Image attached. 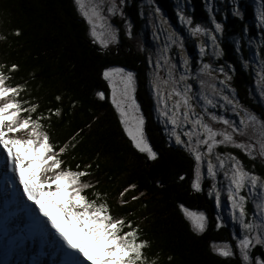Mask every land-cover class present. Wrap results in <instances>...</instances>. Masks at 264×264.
<instances>
[{"label": "snow or ice", "instance_id": "snow-or-ice-1", "mask_svg": "<svg viewBox=\"0 0 264 264\" xmlns=\"http://www.w3.org/2000/svg\"><path fill=\"white\" fill-rule=\"evenodd\" d=\"M130 2L74 0L78 13L89 26L92 43L98 45L102 54L120 43V29L113 23L115 19H119L125 35L129 39L134 38V24L126 12ZM147 3L152 6L153 0H147ZM205 8L211 27L194 24L192 17L183 10L176 15L192 38H205L199 44L201 58L207 53L210 43L211 55L218 59L222 55L218 34L223 35L224 26L217 20L212 0H205ZM140 14L143 16L142 7ZM232 15L242 18L235 0ZM256 20L258 27L264 30V0H259ZM148 22L154 28V41H159L165 32L168 33L164 35L163 44L154 58L153 54L147 58L152 69L150 84L157 119L163 125L169 143L174 141L193 159V191L202 193L207 187V195L214 199L216 208L228 207L232 223L239 228L238 233H233L234 245L213 244L212 251L222 258L236 259L238 256V264H264V252L254 253L258 247L264 249V177L246 170L231 152L218 151L232 148L251 160L257 157L264 159V119L235 98L234 89L230 87L232 76L225 68L215 69L210 63H202L193 75L192 61L184 55V39L176 31H169L171 26L159 7L154 8V17H149ZM14 35L19 36L20 32L16 31ZM6 39L0 35V41ZM173 48L181 54L179 67L170 55ZM237 51H240L238 42ZM256 55H260L259 50ZM15 71L16 64L6 66L0 63V153L3 154L4 166L10 167L18 177L24 196L46 218V223L40 221L32 210H28L33 216L35 234L42 238L51 237L47 224L51 225L63 241L62 245H57L63 257L61 264H156L155 260H149L145 255V249L150 245L147 240L141 239L138 226L123 217L113 216L98 193L93 192L95 198L91 200L83 194L95 188L90 179H82L92 176L88 171L92 165L86 164L81 169L77 164L76 171L62 167L60 157L69 147L75 148L74 142L83 130L77 131L69 143L57 151L50 143L42 122H51L52 117L60 118L61 109H49L47 116L41 113L34 117L39 105L29 100L21 101L25 86L9 83L12 76L7 73ZM255 73L256 87L264 98V59L259 60ZM102 75L111 89V103L131 146L145 154L148 160L155 161L157 153L146 137L145 116L136 100V73L123 67H109ZM226 90L231 94H225ZM98 96L101 100L105 98L103 92ZM55 100L60 103L62 97L57 95ZM221 110L231 112L233 118H227ZM184 178L180 177L181 180ZM134 189L135 185H129L120 193L123 204L128 203L123 200L125 194ZM222 196L226 204L222 203ZM138 199L139 196L131 197L133 201ZM250 203L254 209L251 216L248 209ZM46 205L58 210L61 214L59 222ZM181 210L194 232H205L207 217L204 213L183 206ZM224 226L218 214L216 228ZM171 259L169 256L168 260Z\"/></svg>", "mask_w": 264, "mask_h": 264}, {"label": "trees", "instance_id": "trees-1", "mask_svg": "<svg viewBox=\"0 0 264 264\" xmlns=\"http://www.w3.org/2000/svg\"><path fill=\"white\" fill-rule=\"evenodd\" d=\"M256 1L239 0L244 10L242 18L233 16L232 10L221 1L214 6L215 15L221 13L218 21L225 28L221 38L223 58L216 62L219 68L228 66L232 79H237L232 85L239 101L264 118V107L253 102L260 99L252 89L254 73L250 67H245L241 58L244 54L249 60L252 57L264 59V30L258 27L256 20ZM155 2L179 27L177 0ZM185 4L187 15L210 24L205 0H186ZM216 7L220 12H216ZM127 9L135 26L141 25L138 5L134 3L133 8ZM16 31L20 32L19 36L14 35ZM0 35L7 38L0 41V63L17 65V71L7 73L12 76L9 83L25 86L21 101L39 105L33 116L41 113L47 116L49 109H61L60 118L42 122L55 149L58 151L77 131L83 130L74 142L75 148L69 147L60 157L62 167L76 171L77 164L81 169L86 164L92 165L88 169L92 176L82 179H90L95 188L83 194L91 200L95 198L93 192L98 193L113 216L123 217L138 226L141 239L150 245L145 249L149 260H155L156 264H238V256L222 258L212 251V243L225 239L217 234L211 219H208V232L199 235L181 210L183 206L203 211L208 216L206 208L212 211L214 205L206 188L202 193L192 191L194 161L190 155L169 143L165 136L160 140L161 149L156 152L158 158L148 160L131 146L123 132L111 103L110 88L102 75L109 67H123L137 74V96L140 102L147 104L144 115L149 120V131L153 132L152 143L161 135L153 115L154 102L144 69L145 59L137 58V53L121 42L102 54L98 45L92 43L89 27L78 13L74 0H0ZM237 42L240 51H237ZM187 49L196 61L194 66L198 67L201 57L197 54V45L188 41ZM258 50L259 56L256 55ZM100 92L104 93L103 100L98 96ZM57 95L62 97V102L55 100ZM240 157L251 165L245 155ZM256 164L259 170L263 167L259 160ZM259 170L258 174L264 177V171L259 173ZM181 176L185 178L181 180ZM129 185H135V189L125 194L123 200L128 203L123 204L120 193ZM134 195L139 199L131 200ZM211 215L214 217L215 211ZM14 240L0 236V264H25L18 257ZM258 250V254L262 252Z\"/></svg>", "mask_w": 264, "mask_h": 264}, {"label": "rangeland", "instance_id": "rangeland-1", "mask_svg": "<svg viewBox=\"0 0 264 264\" xmlns=\"http://www.w3.org/2000/svg\"><path fill=\"white\" fill-rule=\"evenodd\" d=\"M222 2L223 4H225V7H228L230 8V10L233 9V0H212V4H213V7L218 3V2ZM177 2L180 4L177 11H181L183 10V12L186 14V0H177ZM136 3V5H138V8H139V19L141 21V25H138V26H135V22L134 20L131 19V15L128 13V9H126V12L129 16V19L133 22L134 24V28H133V36L134 38L133 39H129L125 33H124V29H123V26L122 24L120 23L119 19H115L113 21L114 24L118 25L119 26V29H120V42H121V45H123L124 43H126L128 46H130L132 48V50L137 53L135 56L137 58H143L145 59V65H146V68L144 67V69H146V74H147V78L149 79V87H150V90H151V73H152V69L148 66V62H147V58L150 54H153V58H154V54L156 53L157 49L159 47L162 46L163 44V41H164V35H167L168 33L165 32L164 35L161 36V39L159 41H154L153 40V31H154V28L153 26L148 22L149 20V17H154V8L155 7H159L155 0H153V5L152 6H149L148 3H147V0H131V2L129 3L128 7L129 8H133V4ZM235 3L236 5L239 7L241 13H242V17L244 16V10H243V7L240 6V2L239 0H235ZM141 7L143 9V16H141L140 12H141ZM259 7V0L256 1L255 3V10H257V8ZM160 8V7H159ZM223 8H224V5H223ZM232 8V9H231ZM151 9V10H150ZM217 11L216 12H220L219 8L216 7ZM225 9V8H224ZM160 11H161V14L164 16V18L168 21V24L171 26L169 31H176L178 35H180L183 39H184V48H185V52H184V55H186L190 61H192V73L193 75L196 74V72L200 69L201 67V64L202 63H210L212 65L213 68L215 69H219V65L218 63L216 62L217 61V58L212 56L211 53H212V48L210 46V43H209V46H208V50H207V53L205 54V56L201 59H199V66L198 67H195L194 66V63L196 61H194V57L191 55V53L189 52V50L187 49V43L188 41L191 42V43H194L197 45V50H198V56L200 55L199 53V44L201 43L202 40H205V38H200V39H195V38H192L190 36V34L188 33L187 29L181 25L180 21L178 20L179 22V27H177L173 21L170 19V17L167 15V13L165 11H163L161 8H160ZM188 13H190V11H188ZM220 16H221V13H218ZM218 14H217V20H218ZM187 15V14H186ZM192 19H193V22L194 24L196 23H199L201 24L202 26H206V27H211V24H207V23H204V22H200V21H203L201 19H198L196 16H192L191 14H189ZM179 19V18H178ZM219 22V21H218ZM223 24V23H222ZM224 26V25H223ZM89 27V26H88ZM225 30V28H224ZM146 34H148V36H146ZM221 38L222 36L218 34V41H219V45H220V49H221ZM123 39V40H122ZM249 43L252 44V41H249ZM120 44V43H119ZM117 46V45H116ZM115 47V46H114ZM113 48V47H111ZM222 50V49H221ZM170 55L172 56L173 58V62L174 63H177L178 67H179V61H180V56L181 54L179 53V51L175 48H173V51L172 53H170ZM201 57V56H200ZM223 58V50H222V55L219 57V59ZM241 58L242 60L245 62V64H247L248 67L251 68V71H253L254 73V79H253V86H252V89L254 90V92H256V95L260 98L259 101H256L255 99L253 100V102L255 104H260L264 107V98H261L260 96V92L259 90L257 89L256 87V73H255V69L259 67V60L260 59L259 57H252L251 60H249L248 58L245 57L244 54L241 55ZM220 68H225L226 71L228 72V74L232 75L231 72H230V68H228V66H221L220 65ZM181 72L183 71L182 68L179 69ZM137 76V74H136ZM137 79H138V76H137ZM219 79H223V77H219ZM235 80L237 79H232L230 81V87L232 89H234V85H232L233 82H235ZM137 90H138V85H137ZM136 90V100H137V103L140 105L141 107V111L142 113L144 114V108L147 107V104H143L142 102H140V100L138 99V96H137V93L138 91ZM151 94H152V101L154 102V110H153V115H154V118L155 120L157 121V125H158V128L160 129V132H161V135L158 137V139L152 143L151 141V138H152V134L153 132H150L149 131V125H148V121L147 118L145 117V120H146V123H145V133H146V137L149 141V144L153 147V150L155 152H157V150H160L161 149V146H160V140L162 137H167L166 133H165V130H164V127L162 124H160V122L158 121L157 119V114H156V111H155V108H156V104H155V100L153 98V93L151 91ZM225 94H231L229 93L227 90L225 91ZM234 95H235V98L239 101V99L237 98V95H236V92H235V89H234ZM110 99H111V89H110ZM239 103L241 105L244 106L243 103H241L239 101ZM245 107V106H244ZM248 110H250L248 107H246ZM251 111V110H250ZM253 112V111H252ZM255 113L259 118H262L259 114H257L256 112H253ZM221 114L223 115H226L227 118H233L232 117V113L231 112H228V113H224L222 110H221ZM145 116V115H144ZM149 116V115H148ZM264 119V118H262ZM168 139V137H167ZM171 144H175L174 141L171 143ZM177 146V145H175ZM179 148H181L180 146H177ZM183 149V148H181ZM182 151V150H181ZM218 151H221V152H224V151H228V152H231L233 155H236L238 157V159L243 163V165L245 166L246 170L248 171H251L253 172L254 174L256 175H259L258 174V170H259V167L258 165L256 164V161H260L261 165L264 167V159H261L259 157H257L255 160H251L249 159L247 156L246 158L249 160V162H251V165L248 166L240 156L241 155H244L241 151L237 150V149H232V148H229V149H218ZM186 152V151H185ZM158 156V155H157ZM263 167L260 168L259 170V173H262L264 170H263ZM1 168V167H0ZM2 169V168H1ZM262 171V172H261ZM262 177V176H261ZM11 183V182H10ZM207 183V182H206ZM1 185H0V189H1ZM206 190L208 191V188L205 187ZM21 189L23 190V186L21 187ZM193 191V190H192ZM194 192V191H193ZM7 193L10 195L11 191ZM243 194V193H242ZM19 195L22 199H25L24 198V195L21 194L19 192ZM12 199V195H10V201ZM213 200L214 202V199L213 198H210ZM2 201V200H1ZM8 202H9V198H8ZM222 203H225L226 204V200H225V197L222 196ZM15 205L19 206L21 208V212H17V217L15 218L13 216V214L9 217L6 213L9 212L7 208H2V206H0V230L2 231V235L5 237L7 234H12V235H21L20 233L18 232H12L10 231L9 229V225L12 224L14 225L15 227L17 228H20V229H23V235H21L22 237H25L28 233L26 232V228L28 227V220H27V216L25 214V209H24V206L21 204V203H15ZM36 206V205H35ZM18 208V207H16ZM46 208L47 210L55 217H57L58 219V222L60 221V216L61 214L58 212V210L50 205H46ZM2 209V210H1ZM4 209L6 210V212L4 211ZM14 209V207H13ZM248 209H249V215L251 216L252 215V212L254 211L251 203L248 205ZM206 210L208 211V216L207 214H205L203 211H197V212H202L204 213V215L207 217V227H206V230L204 233H207L208 232V229H209V221L208 219H211V222H213V225H214V228L217 232V234H219L220 237L224 238L225 240L223 241H218V242H214L212 243L213 244H216V245H222L224 243H228V244H231L232 242H229V240H232L234 241L233 243L235 244V240L232 239L233 237V233H238L239 231V228L237 225H234L229 217V211L230 209L228 207H224V208H221V209H217L216 206H215V202H214V205H213V209L212 211L211 210H208L206 208ZM193 211V210H191ZM215 211V215L214 217H211L213 215H211V213H213ZM38 212V211H37ZM220 215L222 217V221L224 223V227L222 228H219L217 229L216 228V222H217V215ZM213 218V219H212ZM40 221H44L46 223V219H41ZM189 222V221H188ZM190 224V223H189ZM65 227H67V225H64ZM191 226V225H190ZM47 229H48V232L51 233V237H48L49 238V242H47V244L45 245H38L37 244V241L36 239H28V240H21L20 239V243H22L23 241V244L22 246H20V252L21 254L26 258V260H30V259H33L34 260V263L35 264H61V256L59 255L60 253L58 252L57 250V243L55 242V240L53 239V236H52V231L49 230V227H48V224H47ZM196 233V232H195ZM199 235L203 234V233H197ZM228 240V241H226ZM232 243V245H234ZM45 246V247H44ZM46 246H48V248H55L56 251H55V259L53 262L50 261V257L48 255L47 252H45V249H46ZM259 248V247H258ZM258 248L257 250H254V253L255 254H258ZM262 252H264V249H261Z\"/></svg>", "mask_w": 264, "mask_h": 264}, {"label": "bare ground", "instance_id": "bare-ground-1", "mask_svg": "<svg viewBox=\"0 0 264 264\" xmlns=\"http://www.w3.org/2000/svg\"><path fill=\"white\" fill-rule=\"evenodd\" d=\"M3 154L0 153V185L2 187V189L0 190V198L2 199V203H0V206H4L3 208H7L8 211H11L12 208L14 207L18 212H21V208L17 205H15V203H21L24 206L25 209V214L27 216V220H28V229L31 232V239H36L37 244L40 245H45L47 244V242H49V238L48 237H44L42 238L39 235H35V228L31 227L30 222L31 220H33V216L29 213V209L32 210L35 213V216L39 218V220L43 219V216L40 215L37 211H39V209L35 206L34 204H32L31 201L26 199H22L19 195V192L22 194L21 192V187L22 185L19 184V180L18 177H16V175L11 171L10 167L6 168L4 166V162H3ZM11 182V183H10ZM19 190V192H18ZM11 191L10 195H12V199L10 201V195L7 193ZM8 198H9V202H8ZM18 207V208H16ZM6 212V210H4ZM8 213V212H7ZM6 213V214H7ZM17 215V214H16ZM14 215V216H16ZM49 225V230H52V236L53 239L55 240V242L58 245H62L63 241L60 240L59 236L55 233V230L51 228V225ZM48 231V229H47ZM45 247V246H44ZM66 249V246H65ZM67 250V249H66ZM55 251L56 249L54 248H48V246H46L45 252L48 253L49 255V259L51 262L54 261L55 259ZM61 257L62 255L59 254ZM63 259V257L61 258V260Z\"/></svg>", "mask_w": 264, "mask_h": 264}]
</instances>
